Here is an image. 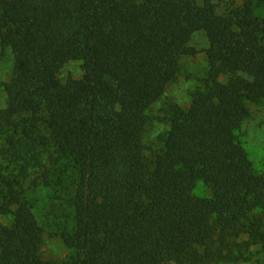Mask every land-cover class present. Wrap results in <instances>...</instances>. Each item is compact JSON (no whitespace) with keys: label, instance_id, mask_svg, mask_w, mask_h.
<instances>
[{"label":"trees","instance_id":"1","mask_svg":"<svg viewBox=\"0 0 264 264\" xmlns=\"http://www.w3.org/2000/svg\"><path fill=\"white\" fill-rule=\"evenodd\" d=\"M200 31L203 86L189 107L167 106L162 147L148 149L150 109ZM0 47L14 56L1 85L15 107L0 110L11 169L0 175V264H241L264 250V171L244 131L248 103L264 101V0L224 14L213 0H0ZM71 61L83 77L62 81ZM37 167L69 195L62 262L44 258L25 195Z\"/></svg>","mask_w":264,"mask_h":264},{"label":"rangeland","instance_id":"2","mask_svg":"<svg viewBox=\"0 0 264 264\" xmlns=\"http://www.w3.org/2000/svg\"><path fill=\"white\" fill-rule=\"evenodd\" d=\"M204 3L206 0H198ZM220 13H226L232 6L242 4V0H213ZM191 46L196 50L194 56H186L181 60L180 71L177 80L169 85L164 96L150 109L151 121L148 125L144 141L148 149L158 150L162 147L159 136L168 130L167 106L175 103L183 108L190 106L193 94L203 86L207 76L209 65L206 51L209 41L204 31L196 33L191 41ZM14 69V56L9 49L0 47V110L6 115L15 117V107L8 102L1 84L10 80ZM81 62L71 61L67 63L60 78L66 81L69 77L81 79L83 77ZM250 118L244 124L246 149L250 159L259 171H264V101L260 104L248 103ZM4 149L0 140V175L11 171L9 164L4 160L1 150ZM151 155V152H148ZM47 156H43V163H47ZM12 168V167H11ZM43 170L34 168L25 180V195L33 204L34 211L45 228V240L42 253L45 259L62 262L71 254L60 233L68 223L70 214L69 195L46 187L43 183ZM0 221L8 223L0 216ZM251 260L241 264H264V250L252 249ZM171 264V263H164Z\"/></svg>","mask_w":264,"mask_h":264}]
</instances>
